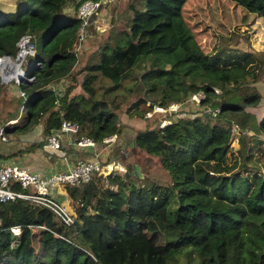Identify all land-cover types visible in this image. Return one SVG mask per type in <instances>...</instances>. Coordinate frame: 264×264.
<instances>
[{"label":"trees","instance_id":"16d2710c","mask_svg":"<svg viewBox=\"0 0 264 264\" xmlns=\"http://www.w3.org/2000/svg\"><path fill=\"white\" fill-rule=\"evenodd\" d=\"M83 1L0 0V57L14 58L24 35L34 46L24 62L33 81L12 82L23 113L20 126L3 128L9 141L39 129L45 138L62 121L77 125L75 140L118 137L117 113L91 100L97 76L112 88L134 79L125 112L142 121L153 106L199 92L203 100L167 126L146 121L134 129L133 160L151 157L159 180L137 178L126 165L121 175L65 185L75 216L69 225L28 201L0 202V264H264V79L244 67L250 55L230 47L253 35L264 0H139L140 9L128 5L123 29L81 61ZM200 42L215 52L203 53ZM231 124L240 129L234 150ZM24 144L0 160L40 150L42 141Z\"/></svg>","mask_w":264,"mask_h":264},{"label":"built area","instance_id":"2783aa9c","mask_svg":"<svg viewBox=\"0 0 264 264\" xmlns=\"http://www.w3.org/2000/svg\"><path fill=\"white\" fill-rule=\"evenodd\" d=\"M101 0H85L79 4L76 10V16L81 21V27L78 32L77 41H81L84 37L83 28L87 23L88 18L97 10ZM34 46L30 42V37L27 35L21 36L17 42V53L14 62L19 69V74L14 80L16 83L24 82L30 83L34 77L31 74H26L20 65H22L26 58L33 55ZM1 59H8L3 57ZM0 59V60H1ZM33 68L39 69L40 64L34 63ZM19 96L23 97L20 92ZM203 100L201 92L187 95L182 102L171 103L166 107L153 106L152 112L162 114L163 117L159 120L157 126L162 128L174 122L175 117L185 107L197 106ZM151 112V111H150ZM217 109L209 110L213 116ZM147 113V112H146ZM174 114V118L170 117ZM77 131L75 123L62 121L60 127L55 132L47 135L42 140L40 151L47 154H56L60 151L59 139L63 134L73 135ZM239 127L236 124H231L229 147L235 149L237 145V138L239 135ZM243 133L251 135V130L245 128ZM117 139L116 135H111L102 138L100 145L108 147ZM6 139L2 134L0 128V142H5ZM74 145L79 148L93 147L95 142L86 137H79L74 139ZM125 172V166L114 160L95 159L90 161H77L68 170L64 172H50L44 174L41 171H31L28 168L17 163H1L0 164V202L13 201L21 199L28 201L31 204L45 208L52 212L57 220L64 225H69L75 221L73 212L68 210L63 204L57 201L56 196L58 191L64 189L65 185L74 186L88 182L94 176H116ZM17 185L21 190L14 189ZM44 230V227H39ZM9 231L13 235L19 234L18 227H12Z\"/></svg>","mask_w":264,"mask_h":264},{"label":"rangeland","instance_id":"374dc122","mask_svg":"<svg viewBox=\"0 0 264 264\" xmlns=\"http://www.w3.org/2000/svg\"><path fill=\"white\" fill-rule=\"evenodd\" d=\"M128 5H133L136 9H140L139 0H103L101 2L97 10L91 15V19L89 20V26L87 29L88 31L84 33L83 37L85 38L84 45L83 42L82 44H80L81 51L78 52V55L81 61L87 59V57L94 52L93 49H96V46L103 41L102 38L107 35L108 32H114L123 29L124 20L132 15V11L128 7ZM65 10L68 9H64V11ZM254 28L257 29V31L255 32V34L253 33L254 35H251L247 39V41L237 39L235 43L230 47L250 55L248 60H246L249 65L246 67L243 64L244 67L258 79H264V19H258L255 23ZM219 43L223 46L226 44V42L223 41H220ZM199 46L202 52L205 54H212L213 52H215L214 46H210L202 42L199 43ZM3 57H7L12 63L15 64V57L11 58L8 56H2L0 57V59ZM25 63L28 64V61ZM25 63L20 65L19 68L28 75L29 69ZM3 71H6L5 67L3 68ZM16 81L17 80H14L12 78H0V86L2 85V87L5 88V90L0 92V128L2 129V131L7 124H16L19 126L22 124V118H20L22 117L23 113L21 101L20 99L15 97L16 89L13 85V83L16 84ZM134 83L135 80L131 77H128L122 80L117 87L112 88V85L108 82V80L97 76L92 85L94 89V95H92L91 100L105 101L108 104V108L113 109V111L117 113L119 123L126 129H142L144 127V122L148 121V123L151 122V124L153 122L158 123L159 120L163 117L162 114L152 112V110H150L151 112H145L144 121H142L141 118H138V116L136 115L130 116L126 114V107L135 98V94L130 91L133 88ZM186 111L188 113H193L194 106ZM184 112L185 109L177 114L174 120L182 117L184 115ZM11 113H13V116L15 117L14 119L9 120V118H6V116L11 115ZM170 117L174 118V114H172ZM5 119H7L6 122L3 121ZM151 127H154V125H152ZM3 136L6 139L5 142L9 141V137L4 134ZM129 140L130 139H126L124 141L127 142V144H125L123 150H121L122 152H124L123 158L118 157L114 161L118 162L119 159H124V156H131V154H133V156L135 157L132 140L130 142ZM5 142H0V144H5ZM13 145L14 146L12 147H14L15 149L16 144ZM110 156L114 158L118 156V154H110ZM136 161H138L141 166L140 168L139 164H135L134 162H132V164H135V170L132 173H134L137 178H143L144 176H146L147 178L154 177L159 180L162 176V171L158 169V166L151 157H147L146 155L142 157V155H139ZM70 210L72 211V209Z\"/></svg>","mask_w":264,"mask_h":264},{"label":"crops","instance_id":"0c3cea01","mask_svg":"<svg viewBox=\"0 0 264 264\" xmlns=\"http://www.w3.org/2000/svg\"><path fill=\"white\" fill-rule=\"evenodd\" d=\"M67 14H70L69 10H65ZM260 19V18H259ZM258 20V19H257ZM256 20V21H257ZM255 21V23H256ZM253 25V28L255 26ZM257 29L254 28V34ZM253 34V35H254ZM134 136L133 128H122L120 135L117 137L114 144H110V146L105 147L98 143H95L93 147L79 148L74 145V136L70 134H63L60 139V151L56 154H47L41 152L39 149L25 151L20 156L13 157L10 159H6L5 161L0 160L1 163H17L22 166L28 168L31 171H41L44 174H48L50 172H64L68 170L73 164L77 161H90L95 159H108V160H116L118 157L123 158L124 145L127 142L124 140H132ZM43 136L39 131L33 133L28 139L25 140H17L15 142L7 141L5 144H0V153H7L9 151L17 150L23 147L26 142L27 143H36L43 140ZM16 143L15 149L13 144ZM118 152V156L112 158L110 154H115ZM122 160V161H121ZM119 159L118 162L123 166L133 165V169L135 170V162L133 160L132 154L131 156H124V159ZM134 162L135 164H132ZM140 166V165H139ZM57 201L63 204L67 209H71V205L69 199L65 193L64 189L58 191L56 196ZM71 211V210H70Z\"/></svg>","mask_w":264,"mask_h":264},{"label":"bare ground","instance_id":"6f19581e","mask_svg":"<svg viewBox=\"0 0 264 264\" xmlns=\"http://www.w3.org/2000/svg\"><path fill=\"white\" fill-rule=\"evenodd\" d=\"M4 67L6 68V71H3ZM18 72H19V69L17 68V66L14 63H12L9 59H1L0 60V78H2V79H9V78L14 79L19 74Z\"/></svg>","mask_w":264,"mask_h":264}]
</instances>
